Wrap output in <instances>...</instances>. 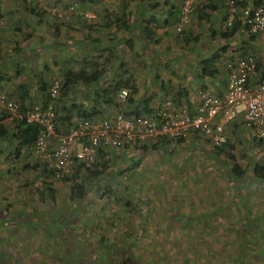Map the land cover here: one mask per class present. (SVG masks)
<instances>
[{
	"label": "rangeland",
	"instance_id": "1",
	"mask_svg": "<svg viewBox=\"0 0 264 264\" xmlns=\"http://www.w3.org/2000/svg\"><path fill=\"white\" fill-rule=\"evenodd\" d=\"M5 1H16L25 6L28 3L25 0ZM44 1L46 6L58 7L75 2L76 7L72 12L75 16H81L84 11L94 13L96 19L97 16H103L100 10L96 9L98 7H95L96 10L91 7L89 0ZM92 1L110 8L109 6L116 0ZM183 1H178L180 8ZM194 8L187 23L195 13ZM239 8L237 4V10ZM174 31L176 32V29ZM176 33L171 36L174 42L169 46H177L176 39L180 38L181 34ZM111 34L114 33L100 32L98 41H106ZM242 34L244 37L238 35L234 40H228L230 44L223 46L224 49H229L227 61L242 57L239 52L234 51L244 48L247 55L252 56L257 65L264 68V31L253 38H250L244 29ZM75 50L74 60L71 57L68 59L72 61L70 65L77 69L83 65L80 60L83 51L82 48ZM138 50L143 51L142 55L141 53L133 55L132 51L125 48L115 51V54L99 47L97 51L88 49L85 52L88 51L90 54L88 62L102 63L110 70H115L109 76L110 82L115 83L117 72L124 69L126 76L130 74L135 76L141 68H145L146 49L139 46ZM106 57L108 62L104 61ZM145 70L142 71L139 80L146 75ZM59 75L49 78L50 82L55 79L61 80L62 76ZM102 88L103 86L99 84L92 85L95 93L89 95L91 105L96 101L100 103L96 94L101 92ZM149 90L158 92L159 88L137 87L139 94L137 91L136 94L129 93L124 103L116 102L117 90L113 96V103L106 105L114 111L118 107L124 111L130 102L141 96L150 98L151 96H147ZM153 98L152 103H156L161 99V94ZM63 102L61 101L58 107H62ZM34 103H29L28 107ZM57 111L60 112L59 109ZM66 123L67 121L65 125ZM232 123L230 128L245 127L240 120ZM251 140L253 146L250 148L241 141H238L236 148H232L233 159L242 166L250 161V157L255 161L264 159V139L262 143H258L255 137ZM101 162V159L96 161L95 170H100ZM106 163L107 169L104 173L92 175L94 166H91L88 171L81 169L79 175L73 172L65 179L53 178L51 180V188L55 192L53 201L48 199V194H44L43 185L39 180L27 187L22 183L24 175L12 167L10 177L6 176L4 181H0V209L9 204L13 209L36 208L41 212L37 215L25 213L6 215L0 212V264H123L122 261L125 264H253L252 261H256L255 254L248 251L249 248L255 252L258 247L255 245L248 247L247 243L253 239V233L246 229L249 225L240 226L238 233L233 231L240 216L244 222L247 220V224L252 221L248 208L240 207L239 203L243 201L237 200L238 206L231 210L223 209L220 213L211 210L212 204L215 203L213 200H217L218 197L220 200L224 199L230 193V188L224 180L225 173L221 167L223 165L212 166L213 162ZM119 170L123 171L118 173ZM164 171L166 173H163ZM82 182L85 184L84 198L81 201L69 198L70 186ZM200 198L208 200L206 211L202 214L200 206L204 201L200 202ZM24 217L35 218L36 221L24 228L21 226ZM258 217L264 221V214ZM233 232L239 235L241 243L235 238L236 235L233 236ZM68 233L78 239L65 240ZM100 235L109 241L102 244L98 239ZM226 235L229 238H226ZM112 252L114 253L111 254Z\"/></svg>",
	"mask_w": 264,
	"mask_h": 264
},
{
	"label": "crops",
	"instance_id": "2",
	"mask_svg": "<svg viewBox=\"0 0 264 264\" xmlns=\"http://www.w3.org/2000/svg\"><path fill=\"white\" fill-rule=\"evenodd\" d=\"M178 1L116 0L109 6L110 8H106L100 2L95 4L89 0L91 7L94 9L98 7L96 9L100 10L103 15L90 20L82 15L75 16L72 12L57 19L49 15L48 12L37 9L33 1L26 3L27 6H25L16 1L0 0V90L10 98L21 101V104L27 108L29 103L43 101L46 91L41 89L43 86L49 87L52 82L50 79L55 75L62 76L67 69L78 70L85 68V65H87L85 68L87 70L90 66V62H88L90 54L88 51L85 52L86 50L95 49L97 51L99 47V49L115 54V51L125 48L132 51L133 55H138V53L142 55L143 51L138 50L140 46L146 49L147 59L144 68L146 75L139 80L144 70L141 68L139 70L141 73L137 72L138 75L130 74L128 76L134 80L136 88L158 86L159 90L158 92L149 90L147 96H151L150 98L141 96L136 101L130 102L124 112L131 111L133 113V110H138L140 113H148L157 107H164L166 103L174 106L182 104L187 107L189 112H193L198 104L199 91L215 95L222 94L226 80L224 63L230 55V53L228 54L229 49H224L223 46L227 43L230 44L228 40H234L238 35L244 37L242 34L244 28L239 27L231 37L222 38L221 32L224 30L222 28H226L227 19L224 1L202 0L196 4L195 13L191 16L190 22L182 27L181 32L176 33L174 30L180 12ZM251 4V0H242L239 6H252ZM123 6L125 9H122ZM31 8H33L32 11H30ZM120 13L127 14L125 15L127 26L116 21ZM109 18L113 21L110 22ZM100 32H113L114 34H111L106 41L99 42L98 34ZM174 33L181 35L176 39L177 46L172 47L169 45L174 42L171 38ZM251 36L253 38L255 35H249L250 38ZM219 38L222 40L220 41ZM80 48L83 51L80 57L83 65L81 68L75 69V66L70 65L72 61L68 58L71 57L74 60L75 49ZM112 71L115 70L107 68L106 73L97 82L86 86L76 85L70 93L61 99L62 102L64 101L62 104V107L65 108L64 112L69 119L67 125L69 121L77 119V115L80 116L79 114L82 112L91 114L92 119L111 115L114 112L113 108L106 104L94 105L96 102H92L91 105V100H89V95L95 93L92 90L93 84H99L103 88L113 84L109 77ZM124 73V69L117 72L115 82L126 78ZM52 74L53 76H50ZM256 77H259V74ZM146 92H148L147 89ZM160 94L161 99L152 103L153 96ZM65 114L62 112L61 116ZM238 118L239 116L228 126L227 124L224 126L227 140L220 149L210 148L207 141H202L194 133H190L191 135L189 134L182 140L170 141L158 138L144 150L138 146L108 148L101 150L98 157L102 160L100 166L103 162H213L212 166L223 165L221 167L225 173L224 180L230 188V193L224 199L220 200L218 197L217 200H213L215 203L212 204L211 210L215 213H220L223 209L231 210L236 207L237 200L243 201V203H239L240 207L248 208L252 221L247 224V220L244 222L240 216L233 231L238 233L240 226L249 225L246 229L253 233V239L247 243L248 247L258 246L255 252L247 247L248 251L257 257L256 261L253 260L252 263L264 264V221L258 217L264 214V176L256 177L253 170L255 165L264 166V159L263 162L255 161L250 157V161L245 162L244 166L234 160L243 168V174L240 176L230 175L233 161L230 162L226 159L228 155H232V148H236L238 141L243 142V145L246 144L249 148L253 146L251 138L254 135L249 128H230L232 122L239 120ZM12 120L7 117L5 111L0 109V126L6 130L0 134V181H4L6 176L10 177L12 167H15V171L24 175L22 183H27L25 179L28 181L31 179L32 185H34L36 180L40 182L42 180L40 174L42 167L39 165L41 160L34 154L31 145L16 149L13 137L15 128L9 126ZM230 136L235 138L231 139ZM100 159L98 160L100 161ZM81 169H83L82 166ZM89 169L84 170L88 171ZM37 175L39 177L33 179ZM202 200L204 202L200 206L201 214L205 213L206 205H208L207 198L205 200L200 198V202ZM7 205L9 204H6L4 208ZM71 211L73 213L74 210ZM40 212L41 210L36 208L13 209L9 206L6 214L37 215ZM35 221V218L24 217L21 226L29 227L28 224ZM237 233L233 232V236L236 235L235 238L241 243ZM103 237L109 241L108 238ZM225 237L229 238L228 235ZM69 238L78 239L68 233L65 240Z\"/></svg>",
	"mask_w": 264,
	"mask_h": 264
},
{
	"label": "built area",
	"instance_id": "3",
	"mask_svg": "<svg viewBox=\"0 0 264 264\" xmlns=\"http://www.w3.org/2000/svg\"><path fill=\"white\" fill-rule=\"evenodd\" d=\"M34 1L39 10L60 19L74 11L76 3L64 7L46 6L44 0ZM202 0H184L180 8L176 32L186 25L189 15ZM227 9L226 26L238 20L240 27L249 35L264 31V0L256 5L240 7L237 0H223ZM239 14V15H238ZM238 15V16H236ZM87 19L94 13L82 12ZM256 61L242 56L224 64L226 80L222 94L198 92V104L193 112L185 105L166 103L148 113H127L117 108L111 115L98 119L79 117L66 123L65 129H57L53 105L34 103L25 111L19 110L18 103L0 90V109L9 119L21 120L38 125L34 140V154L53 173L55 179H65L73 174L77 164L83 169L90 168L98 160V153L108 148H130L150 146L156 139H184L194 133L217 148L226 142L224 126L237 116L249 128L256 139H264V77H256ZM61 81L51 82L48 94L51 100L58 95ZM129 92L121 88L116 93V102L124 103Z\"/></svg>",
	"mask_w": 264,
	"mask_h": 264
},
{
	"label": "trees",
	"instance_id": "4",
	"mask_svg": "<svg viewBox=\"0 0 264 264\" xmlns=\"http://www.w3.org/2000/svg\"><path fill=\"white\" fill-rule=\"evenodd\" d=\"M259 1L260 0H251V3H252L251 5H256ZM241 2H242V0L241 1L237 0L236 3L239 4ZM124 7L125 6H123L122 9H125ZM32 10H33V8L30 9V11H32ZM41 11H44V10H41ZM125 15H127V14L120 13L117 16L116 21H120L122 23V25H126L125 23L127 21V18ZM109 21L111 22L113 20H111V18H109ZM239 27H240L239 21L233 20L231 22V24L229 26H226V28L221 32L222 38L227 39L228 37H231L232 35H234V33L236 32V30ZM179 32H181V30ZM251 38H252V36H251ZM238 52H239V55H242V56L247 55L244 48H240L239 50L234 51V53H238ZM104 61L108 62V57H106ZM89 65L90 66L87 70L85 68H81L78 70H71V69L65 70L64 73L62 74V77H61L62 79L60 80L61 86L59 88L58 95L53 100H51V98L48 94V86L42 87L41 90L46 91V95L44 96V99H43L41 104L46 105L48 103H51L53 105L54 112L56 114V118L54 119V121H55L57 129L58 128L62 129V130L65 129L66 128L65 121L69 120V119H67L68 117L66 116V114L64 112L65 108L64 107H58V104L61 102V99L64 96H66L68 93H70L71 90H73L76 85L82 84V85L86 86L92 82H97L98 79L103 74L106 73L107 68L102 63L101 64L90 63ZM255 72L257 74H259V78L264 77V68L259 67L257 65V63L255 66ZM134 83H135L134 80L130 76H127L124 79L121 78L120 80L116 81L115 83L109 84L106 87L102 88L101 92L96 94L97 95L96 98L100 101L101 104L113 103L114 93L117 90H119L120 88L127 89L129 93H135L137 91V88L135 87ZM129 100H131V99H129ZM17 103L19 105V110L21 112L25 111V109H26L25 105L21 104V101H18ZM100 103H98V101H96V103L94 105H98ZM58 109L60 110V112L57 111ZM62 112L65 114L64 116H61ZM133 112L135 114L140 113V111H138V110H133ZM124 113L125 114L131 113V111L124 112ZM79 115L80 116H78V115L77 116L87 118V119H91V114H86V113L82 112ZM9 126L15 128V133H13V137H14L15 142H16V149L24 147V146H30V145L32 146V148H34V140H35L36 135H37L38 125H36L34 123L26 122L24 119H21V120L13 119L10 122ZM3 131H6V130L2 126H0V134L3 133ZM177 140H182V139H177ZM262 142H263V140L258 139V143H262ZM225 144H226V142L223 145H225ZM138 147L142 150H144L146 148L145 145H141ZM220 147H217V149H220ZM98 155H99V153H98ZM228 159L233 161L234 160L233 155H228ZM106 164H107L106 162H103L101 165V170H99V171L92 169L93 171H91V174L94 175V174H98V173L99 174L104 173V171L107 169ZM39 165L42 167L40 170V172H41L40 174L42 176L41 185H43L44 194H48V199L53 201L55 199L54 189L51 188V183H52L51 180L54 178L53 173L42 162H40ZM79 169L81 170V164H77L74 172L78 173ZM87 169H89V168H87ZM253 170H254V175L256 177L260 178V177L264 176V166L255 165ZM122 171L123 170H119L117 172L120 173ZM230 172H231V174H233L235 176H240L243 174V168H241V166H239L236 162L233 161L231 164V167H230ZM74 175H75V173H74ZM38 177H39V175H37L36 177H33V179L38 178ZM29 180L30 181H28V179H27L26 181H28V182L23 183V184L27 185V187L29 185L31 186L33 184L31 182L32 180L31 179H29ZM84 185H85L84 182H82L81 184H74V185L70 186L69 198L76 199L77 201H81L84 198V196L86 195ZM8 208H9V205H7L5 208H3L0 212H4V214H6ZM99 238L101 239L100 242L102 244L107 242V240L104 239V237L102 235H100ZM113 253L114 252H112L111 254H113ZM78 255H81V254H78ZM122 263L125 264L123 261H122Z\"/></svg>",
	"mask_w": 264,
	"mask_h": 264
}]
</instances>
